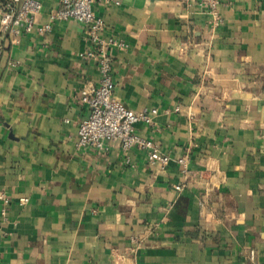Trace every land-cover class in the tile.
<instances>
[{"label":"crops","instance_id":"0c3cea01","mask_svg":"<svg viewBox=\"0 0 264 264\" xmlns=\"http://www.w3.org/2000/svg\"><path fill=\"white\" fill-rule=\"evenodd\" d=\"M43 4L46 24L62 0ZM94 10L104 35L125 44L111 50L114 96L158 111L136 129L170 163L161 170L119 142L78 148L82 91L100 78L85 24L9 42L0 264H264V0H231L217 16L198 0H101Z\"/></svg>","mask_w":264,"mask_h":264},{"label":"built area","instance_id":"2783aa9c","mask_svg":"<svg viewBox=\"0 0 264 264\" xmlns=\"http://www.w3.org/2000/svg\"><path fill=\"white\" fill-rule=\"evenodd\" d=\"M99 1L101 0H62V6L50 13L48 23L42 24L39 17L43 12V0H0V57L9 42L16 43L25 34H46L57 22L75 20L85 24L91 43L87 57L97 63L100 78L97 87H89L82 91V100L88 106L89 114L78 125V148L105 150L108 144L119 142L124 150L132 148L146 150L150 163L165 170L170 163V156L164 154L152 141L142 137L136 129L139 123H151L158 111L136 112L114 96L111 50L122 49L125 44L113 36L104 35L107 30L106 22L94 10V5ZM198 2L209 8L215 16L220 8L231 4V0H198ZM115 3L120 4L119 1ZM186 162L185 158L179 160L183 166H186ZM183 173L188 174L186 168ZM0 200L3 203L0 220L7 219L11 199L2 192ZM28 202V198H20V204L24 205ZM249 256L254 260L255 251L251 250Z\"/></svg>","mask_w":264,"mask_h":264}]
</instances>
